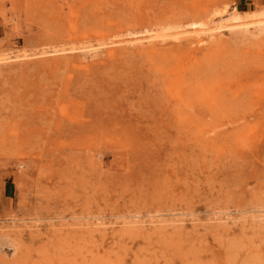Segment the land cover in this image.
I'll use <instances>...</instances> for the list:
<instances>
[{"label": "rangeland", "instance_id": "374dc122", "mask_svg": "<svg viewBox=\"0 0 264 264\" xmlns=\"http://www.w3.org/2000/svg\"><path fill=\"white\" fill-rule=\"evenodd\" d=\"M238 1L0 0V264H264V0Z\"/></svg>", "mask_w": 264, "mask_h": 264}, {"label": "bare ground", "instance_id": "6f19581e", "mask_svg": "<svg viewBox=\"0 0 264 264\" xmlns=\"http://www.w3.org/2000/svg\"><path fill=\"white\" fill-rule=\"evenodd\" d=\"M262 13H264V11L262 12ZM239 18V15L238 14H233L232 16H231V20H237ZM193 28V27H192ZM150 37V36H149ZM151 39V38H150ZM149 39V40H150Z\"/></svg>", "mask_w": 264, "mask_h": 264}, {"label": "crops", "instance_id": "0c3cea01", "mask_svg": "<svg viewBox=\"0 0 264 264\" xmlns=\"http://www.w3.org/2000/svg\"><path fill=\"white\" fill-rule=\"evenodd\" d=\"M247 3L248 1L247 0H239L238 3Z\"/></svg>", "mask_w": 264, "mask_h": 264}]
</instances>
